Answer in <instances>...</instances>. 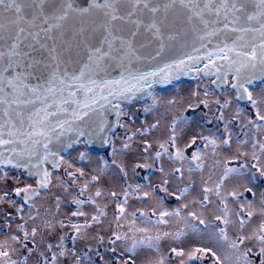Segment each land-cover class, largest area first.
Masks as SVG:
<instances>
[{
  "label": "snow or ice",
  "instance_id": "1",
  "mask_svg": "<svg viewBox=\"0 0 264 264\" xmlns=\"http://www.w3.org/2000/svg\"><path fill=\"white\" fill-rule=\"evenodd\" d=\"M181 76L210 81L211 92L205 85L204 98L189 103L192 110L208 109L210 94L231 90V99L212 101L218 106L215 119L223 125L217 128L220 134H198L182 149L177 125L188 120L174 119L154 153L152 143L143 141L144 162L131 169L137 175V169L158 172L159 183L149 176L143 177L147 184L127 183L125 157L134 137L146 136L159 120L126 135L117 148L114 134L127 131L124 118L133 121L126 106L151 99L143 112H152L160 103L154 86ZM233 99L235 111L227 119ZM198 139L212 157L235 145L234 155L213 160L208 179H203L202 149L185 154ZM96 145L111 148V160L93 156L90 149ZM164 157L172 162L170 170ZM110 171L124 182L119 192L97 186ZM193 173H200L202 182L199 198L190 203L207 210L215 196L220 202L216 224L189 210V203L165 207L166 197L184 201L195 192ZM10 180L14 186L0 187V264H29L33 257L34 264H63L69 257L73 264H95L92 248L79 254L76 245L107 217L102 198L115 202L116 229L127 226L112 231L108 240L113 245L108 251L117 254L114 264H138L142 256L141 264H171L173 257L178 264H199L206 257L213 264H264V192L259 208L245 196L255 198L249 185L264 180V0H0V185ZM233 180L238 186L225 191V183ZM53 187L62 189L53 196L55 211L42 213L38 202ZM230 198L239 211L230 209ZM130 199L155 203L150 212L129 211ZM62 205L69 210L67 220L56 218ZM17 220L22 222L13 229ZM172 222L178 225L175 231L161 230ZM57 227L71 231L60 235ZM230 227L235 235L230 236ZM189 229L212 246L172 245L166 256L161 241L180 242ZM95 238L104 244V236ZM96 255L112 264L98 249Z\"/></svg>",
  "mask_w": 264,
  "mask_h": 264
},
{
  "label": "rangeland",
  "instance_id": "2",
  "mask_svg": "<svg viewBox=\"0 0 264 264\" xmlns=\"http://www.w3.org/2000/svg\"><path fill=\"white\" fill-rule=\"evenodd\" d=\"M200 85L199 88H197V85ZM205 85H208L211 92V85L210 81L204 80L203 83H200V81H195L193 83H180L177 85H173L170 89L161 91V90H155L154 94L160 101V103L157 105L155 109H153L152 112L144 113L143 107L147 104H151L152 101L149 99L147 102L144 103H134L133 105L126 106V110L130 112V114L133 115V121L127 120V118H124V122L127 124V131L125 129H117V132L114 134L115 139V145L117 148L121 147V141L126 138V135H131L132 132H135L137 129L147 128L151 124L156 123L157 120H159V125L156 129L151 130L146 136L141 137L139 134H137L136 137H134L132 142V150L128 153V155L125 157V164L129 171V178L127 183H140V184H147L149 181H146L143 179L144 176H149L150 180L155 184L159 183L160 180V174L158 172H151V170L145 171L143 169H137L136 173H133L131 171L132 166L134 163L137 162H144V156L145 154L141 151L143 147V141L147 140L150 143H152L153 148L150 150V154L154 153V151L157 149V142L164 141L168 138L170 135V126L172 124V121L174 119H178L181 117L187 118L188 122L184 125H177V143L178 146L182 149L185 148L186 144L190 142L191 138L193 136H197L198 134L208 135L211 132H217V128L219 127L221 130L223 128V125L219 123L215 117L218 115V106L212 103L214 99H220L221 102L224 101L225 98L231 99L230 96V89L227 91L221 90L216 91L214 94H210L207 98L210 102V107L208 109H205L203 105H201L199 108H196L195 110H192L188 107L189 103L195 104L198 102L199 99H203V89ZM259 87L256 88V92H259ZM198 91L200 93L199 97H193L192 92ZM169 100H175L176 103L169 105L167 104V101ZM243 106V105H242ZM236 102L233 99V104L230 106L229 109L225 110V115L227 119H230L232 117V114L235 111ZM248 111L251 112V109L248 108ZM211 119L212 123L208 124L206 123L207 120ZM220 133L217 132V135ZM199 146L202 149V152L205 157V171L203 173V179H208L209 172L211 171V165L213 163L214 159H220L223 161L225 157L232 156L235 153V145H233L232 150L230 151H221L220 155L218 157H212L211 153L207 150L203 149V143L199 139L197 140V145H193L192 148H187L185 154L187 156H191V153L195 151L196 147ZM79 150H83V146H79ZM91 153L93 156H104L105 158L111 160L110 152L111 148H108L105 152H98L91 150ZM76 155V150L72 151V156ZM70 158V157H69ZM163 164L166 168V170L171 169L172 162L167 159V157L163 158ZM179 166V165H177ZM234 166V165H230ZM94 167V165L86 166V170L88 168ZM12 175H18L17 172L14 170L11 173ZM62 174V173H61ZM187 175V174H186ZM218 176V171L213 174L212 179L215 181ZM193 179L196 181V190L193 192L186 200L184 201H176L171 197L165 198V207H167L169 210H172L176 207H179L182 203H189V210H197L200 212H203L204 217L206 220L209 221L210 224H216L217 222L214 220V214L216 213V206L220 203L219 200L213 196L212 201L213 203L208 206V209H202L198 204H191L190 201L193 197L199 198L198 193L200 191V185L202 182L201 174L200 173H193ZM21 180L23 182L28 183H34V179H30L26 176H21ZM124 182L120 178L119 175H117L116 172L110 171L108 174L105 175V177L102 179L101 183L97 186L102 187L107 192L108 190H115L117 192L121 191V185ZM14 186L12 184V181H8L7 185H0V187H9ZM238 185L236 182L228 181L225 183V191H230L232 188L237 187ZM253 188V190L256 192V197L253 198L251 194L245 193V196L251 200L257 208L260 206V193L264 192V180H258L255 184L249 185ZM172 187H175V183L172 185ZM94 191V189H92ZM242 191V189H241ZM51 195L44 196L42 193L43 199L38 202V207L41 208V212H44L45 208H52L53 212L55 211L54 206V200L53 196L56 194H62V189L58 187H53L50 190ZM12 199H18L16 197H11ZM100 203L102 205L107 204V207L105 208V211L107 212V217L104 218V222L101 225H94L92 229L88 230V236L87 239L81 240L77 243V251L79 254H82L88 250L89 247L92 248V252L90 255L93 258V261L95 264H104V261L99 260V258L96 255L97 249L99 250L100 254L104 256L106 261L112 262L114 264V256L117 254H113L108 251L110 247H113V245L108 244V240L111 237L112 231H126L127 226L124 229H116L115 223L113 222V213L115 208V202L111 200V198H102L100 200ZM155 203V201H137V200H129V211H134L137 208H142L145 211H151L152 205ZM5 209L7 206H3ZM86 210L91 212V206H85ZM229 207L232 211H239L238 205L233 203L231 201V198L229 199ZM8 211H14L12 209H8ZM68 208L64 207L62 205L61 212L57 214V219H64L67 220V214H68ZM27 215V212L25 213ZM235 219V217H233ZM22 221L17 220L13 223L12 227L15 229L16 223H21ZM0 223H2V219H0ZM39 223V221L37 222ZM32 224L29 222V227H31ZM178 225L175 222L170 223L167 226H160L161 230L163 231H175L177 229ZM179 227H183V224H180ZM203 229V226H200ZM60 235H63L65 232H70V229L66 230H60L57 227L56 230ZM236 228L230 227L229 234L230 236L235 235ZM98 235L104 236V244L100 245L97 242V239L95 238ZM0 239H3V236L0 235ZM39 239V237H38ZM52 242H55V234L51 237ZM69 247H71V242L66 241ZM183 246L186 250H190L192 247L195 246H203L208 245L212 246V242L207 240L206 238L202 237L198 233L192 232L190 229L188 230L187 236L183 238L182 241L176 242L172 241L171 239H166L164 241H161V250L162 252L167 256L169 255L170 246ZM117 250L119 252L121 247V242H117ZM14 259L17 257H13ZM150 259H155V256L149 257ZM256 259V258H253ZM35 257H33L32 260H30L29 264H34ZM144 260V257H140V260H138V264H141V261ZM63 264H73L72 259L69 257L67 259L63 260ZM167 264V262H166ZM171 264H178V258L173 257L171 260ZM199 264H213L210 257H206L202 262H199ZM258 264V261H257Z\"/></svg>",
  "mask_w": 264,
  "mask_h": 264
},
{
  "label": "water",
  "instance_id": "3",
  "mask_svg": "<svg viewBox=\"0 0 264 264\" xmlns=\"http://www.w3.org/2000/svg\"><path fill=\"white\" fill-rule=\"evenodd\" d=\"M195 81H197V80L193 79L191 76H181L178 80H173L172 83H170V84H157V85H155L153 91H155V90H167L168 88L172 87L173 85H177V84L184 83V82L193 83ZM218 91H221V90H218ZM147 100H149V99L141 100L138 102H145ZM111 119L114 121L115 117L113 116V117H111ZM107 149L108 148L100 147L99 145H96L91 150L98 151V152H105V151H107ZM30 179H34V178H30Z\"/></svg>",
  "mask_w": 264,
  "mask_h": 264
},
{
  "label": "bare ground",
  "instance_id": "4",
  "mask_svg": "<svg viewBox=\"0 0 264 264\" xmlns=\"http://www.w3.org/2000/svg\"><path fill=\"white\" fill-rule=\"evenodd\" d=\"M170 88H171V87H170ZM170 88H168V89H170ZM168 89H167V90H168ZM161 91H165V90H161ZM147 101H148V100H147ZM147 101H145V102H147ZM135 103H137V102H135ZM140 103H144V102H140ZM128 106H129V105H128Z\"/></svg>",
  "mask_w": 264,
  "mask_h": 264
}]
</instances>
